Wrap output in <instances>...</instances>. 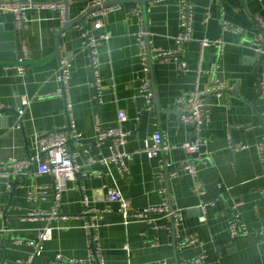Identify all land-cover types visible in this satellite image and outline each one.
Here are the masks:
<instances>
[{
	"label": "crops",
	"instance_id": "crops-1",
	"mask_svg": "<svg viewBox=\"0 0 264 264\" xmlns=\"http://www.w3.org/2000/svg\"><path fill=\"white\" fill-rule=\"evenodd\" d=\"M34 1L38 5H66L69 23L80 20L93 2ZM191 3L193 39L181 51L188 71L180 73L175 65L151 61L152 112L146 110L140 94L144 74L137 57V34L140 30L147 33L150 50L178 49V0L122 4L108 15L105 29L94 32L95 36H109L99 49L101 101L92 86L93 72L78 28H91L89 17L68 27L57 41L64 28L59 11L34 8L27 11L25 20H17L12 13H0V104L5 107L0 112V164L37 157L39 139L60 131L70 136L71 123L83 134L80 141L69 143L78 154L81 173L75 183L69 184L57 207L55 178L39 174L38 162H33L24 174L15 175L7 168L8 175L0 177V264H60L54 262L57 255L96 264L90 261L83 228L84 195L93 209L105 211L98 223L106 264H180L203 253L205 264H264V237L260 235L264 230V165L258 150L264 142V98L259 97L264 54L253 47L262 35L254 18L258 15L264 19V0ZM138 11H142V20L136 15ZM224 21L235 30H224ZM206 38L224 42L222 60L213 48L202 50L201 42ZM62 55L72 63L66 96L57 95L61 83L56 75ZM21 60L28 70L24 78L17 70ZM217 63V77L227 91L221 98L207 97L208 121L202 133L207 145L202 149L199 166L207 194L202 200L194 190L192 176L181 169L191 158L183 146L192 137V130L180 122L176 101L197 85L202 89L211 86ZM25 99L32 102L20 119ZM120 112L128 116L124 128L132 133L125 147L128 176L121 174L118 165L101 162L111 156V142L101 146L95 143L97 122L114 128ZM156 132L163 133L165 142L173 147L165 163L161 158L149 159L143 151ZM172 172L176 177L170 176ZM115 188L132 203L134 211L162 206L170 195L174 208L180 209L184 218L178 235L165 228L155 230L140 221L124 225L118 204L107 200ZM202 201L213 203L205 223L199 220ZM54 208L56 217H30L33 213L51 214ZM151 217L162 226L172 222L158 214ZM234 220L246 224L250 234L233 239L230 225ZM48 227L55 231L52 240L45 242L42 254L29 262L34 251L29 242ZM187 238L197 243L179 248L177 241ZM154 242L159 246H150Z\"/></svg>",
	"mask_w": 264,
	"mask_h": 264
},
{
	"label": "built area",
	"instance_id": "built-area-1",
	"mask_svg": "<svg viewBox=\"0 0 264 264\" xmlns=\"http://www.w3.org/2000/svg\"><path fill=\"white\" fill-rule=\"evenodd\" d=\"M117 0H93L88 5L84 13L89 10L100 8L90 14L88 17L91 21V28L86 26H79L81 32V38L83 41V49L87 54L88 66L93 72L92 86L96 91V97L99 101L102 100L103 93V79L100 74V58L99 49L105 43L109 41V36L104 34L101 36H95L94 32L104 30L105 23L108 15L115 10L121 8L120 5L109 6L104 8L106 4L115 2ZM168 1V0H167ZM179 15H180V29L181 33L177 38L178 49L174 51H165L158 49H149V43L147 41V33L143 30L137 34V46L139 52L137 57L142 66L143 79L140 86V94L145 99L146 110L152 112L154 110L153 100L154 92L152 88V81L150 78V66L151 61L175 65L180 73L188 71V64L181 58L182 47L186 42L193 39V5L191 0H178ZM34 8L50 9L52 11L61 12L62 27H65L68 23L66 19V5L63 4H42L38 5L34 0H14L5 1L0 0V13H12L17 20H25L28 10ZM136 15L142 20V11H138ZM255 24L260 29L262 35L253 44L255 51L261 55L264 54V19L260 16H255ZM224 30H235L233 26L224 21ZM202 50L207 48H213L216 51V55L219 60H222L224 54V42L222 40H210L208 38L201 42ZM24 61H20L18 66V75L24 78L27 75V68L23 65ZM72 63L67 55H62L60 58V67L57 72V80L61 83V87L57 92L59 96H66L69 91L68 83L71 78ZM219 70L218 63L215 65L213 73H215L214 83L202 89L199 85L189 94H184L176 101V107L179 114V120L182 124L188 126L192 130V137L184 144L183 148L191 156L190 160L181 165V169L185 170L194 181V190L198 197L202 200L207 194L206 187L200 180V163L202 162L201 154L202 149L207 145V141L202 136L205 129V125L208 121V107L207 97L210 95H216L221 98L225 95L227 88L223 82L217 77ZM259 97L264 98V77L259 82ZM31 100L25 99L23 108L20 109L19 115L22 119L25 110L30 106ZM71 108V105L68 104ZM5 107L0 104V112ZM129 121L128 116L124 112L119 113L117 126L114 128H105L101 122L96 124V137L95 143L99 146L103 145L107 141H110L111 156L101 159V162L109 165L116 164L119 166L120 172L123 176L129 175V170L126 165V159L128 157L125 147L128 140L132 137V133L127 132L124 128L125 124ZM71 135L68 136L65 131L56 132L52 135L45 136L38 141V156L31 158V160L13 159L8 163L0 164V177L7 176V168L13 170V174L21 175L29 169L33 162H38L39 174H52L55 178L54 190L56 207L61 200V196L64 192L69 190V184L77 181L78 175L81 173V167L77 164L78 154L70 149L69 143L71 140L80 141L83 139V134L77 131L71 123L70 126ZM80 147L82 145H79ZM173 149L172 146L165 142L163 133L156 132L153 135L152 140H149L145 144L144 152L149 159L161 158L164 162L165 157ZM259 154L264 165V142L258 146ZM42 157V159H41ZM165 163V162H164ZM166 166V164H165ZM170 176L176 177V172L170 173ZM167 194V191L163 192ZM107 200L110 203H116L119 206V212L124 218V225H129L134 221L145 222L151 225L155 230L160 228L167 229L171 234L178 235V230L183 223L182 211L178 208H174V200L169 195L167 201L159 207H150L142 211H134L132 203L123 195L120 189L115 188L108 193ZM82 205L84 207V226L87 234L88 251L90 261L96 264H106L105 258L102 254V246L100 242L99 230L100 225L98 220L105 211L101 212L91 207L90 199L84 195L82 198ZM213 206L212 202L202 201L200 205L201 217L200 222L205 223L207 221V214L210 207ZM239 206V205H237ZM154 214L162 215L171 219V224L167 226L160 225L151 216ZM56 217L58 216L57 208L50 213H33L31 218L37 217ZM231 236L236 239L241 236L250 234V230L246 224L238 220H234L230 225ZM53 228H46L40 231L35 241H30L29 245L33 248V253L29 258V262H32L35 257L40 256L43 252V244L52 240ZM260 235L264 237V230L260 232ZM178 239V237H176ZM197 242L194 239H185L180 242L177 241L179 248L186 246H193ZM150 246H159L158 242L151 243ZM125 250L130 251L126 246ZM55 263L60 264H89L85 261L69 260L63 255H57L54 259ZM206 254L203 253L199 257L185 261L180 264H205ZM19 264H25L19 262ZM156 264H171L167 261H159Z\"/></svg>",
	"mask_w": 264,
	"mask_h": 264
},
{
	"label": "water",
	"instance_id": "water-1",
	"mask_svg": "<svg viewBox=\"0 0 264 264\" xmlns=\"http://www.w3.org/2000/svg\"><path fill=\"white\" fill-rule=\"evenodd\" d=\"M148 0H139V1H130V0H117L115 2H112V3H109V4H106L104 6V8H107L109 6H115V5H122V4H130V3H134V2H138V3H142V4H145L147 3ZM97 10H100V8H95V9H92V10H89L88 12L82 14V17L80 18V20H77L76 22H73V23H69V20L67 18V8H66V19L68 21L67 25L58 33V39L57 41L59 40V36L68 28V27H73V26H76V25H79L80 22H82L86 17H88L90 14H92L93 12L97 11ZM70 131V129L68 130ZM56 133V132H55Z\"/></svg>",
	"mask_w": 264,
	"mask_h": 264
}]
</instances>
